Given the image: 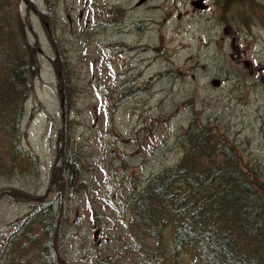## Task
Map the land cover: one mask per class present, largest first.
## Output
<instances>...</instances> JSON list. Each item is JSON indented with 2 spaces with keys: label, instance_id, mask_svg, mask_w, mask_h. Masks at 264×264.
<instances>
[{
  "label": "rangeland",
  "instance_id": "rangeland-1",
  "mask_svg": "<svg viewBox=\"0 0 264 264\" xmlns=\"http://www.w3.org/2000/svg\"><path fill=\"white\" fill-rule=\"evenodd\" d=\"M90 1L0 0V53L4 45L7 61L30 54L37 62L28 63L22 101L0 93L9 100L0 108V248L11 239L0 263L196 264L187 248L172 255L169 223L159 239L164 250L146 258L129 225L128 190L177 164V134L206 122L212 138L228 140L264 183V0H204L207 8L195 11L191 0H98L103 8L120 4L122 19L139 26L118 49L86 30L96 13L102 18ZM7 61L0 59V86L11 88L2 81ZM67 134L84 156V175L67 200L69 222L55 244L60 262L51 263L52 255L25 239L27 215L46 193ZM55 174L64 180L62 168Z\"/></svg>",
  "mask_w": 264,
  "mask_h": 264
},
{
  "label": "trees",
  "instance_id": "trees-1",
  "mask_svg": "<svg viewBox=\"0 0 264 264\" xmlns=\"http://www.w3.org/2000/svg\"><path fill=\"white\" fill-rule=\"evenodd\" d=\"M15 44L14 40H9V46ZM32 58L25 54L7 61L2 45L0 59L7 61L8 70L2 81L11 88L1 85L0 93L21 101L27 96L26 77L32 71L27 66H30L28 63L37 66ZM8 102V99L0 100V108ZM67 121L70 128L72 123ZM212 132L210 122L191 124L177 134V144L183 149L179 162L154 173L145 182L132 183L128 190L129 225L138 231L146 258L164 250L159 239L164 225L169 223L173 225L169 247L173 256L187 248L196 264H264V183L256 170L247 171L240 164L228 140H214ZM60 144L58 142L46 193L34 198L35 204L27 215L31 217L27 224L31 232L25 235L29 242L38 243L40 250L52 255L51 263L60 262L55 244L62 226L69 222L67 200L80 192L78 184L84 175L81 161L84 156H80L79 146L75 148L73 136L67 134L62 146ZM15 146L21 150L19 143ZM59 167L63 169L64 180L55 174ZM85 184L82 190L88 188L86 180ZM53 190L54 194L48 199L47 195ZM4 239L0 258L10 252V249L5 251V247L11 239ZM149 240L156 245H151ZM105 262L109 261L103 258L102 263ZM0 264L27 263L13 259L12 263Z\"/></svg>",
  "mask_w": 264,
  "mask_h": 264
},
{
  "label": "flooded vegetation",
  "instance_id": "flooded-vegetation-1",
  "mask_svg": "<svg viewBox=\"0 0 264 264\" xmlns=\"http://www.w3.org/2000/svg\"><path fill=\"white\" fill-rule=\"evenodd\" d=\"M140 0L137 1V5L138 4H142L143 2H146L148 0L143 1L142 3L139 2ZM192 1L191 0V5H192ZM203 3L205 2L204 0L202 1ZM85 3H88L87 1H85ZM97 2H95L94 0L90 1L91 5H95L98 8H101V12H102V18L100 15H98V13H96L97 16V21H95V23L93 25H91L89 28H87L86 30H91L93 32H96L98 30V35L100 34V38L99 40H102L104 42L108 41L110 43H114V47H116V49H118V44L122 43L124 41L125 38H127L128 36H136L137 33H139L140 30L139 26L133 25V24H127V23H132L131 20H123L122 19V14L119 12V7L120 4H117L115 2L111 3V6L108 8H103V7H99V5L97 4ZM205 4V3H204ZM205 9L207 8L208 5L205 4ZM194 11L195 9H199L197 7H194L192 5ZM203 9V10H205ZM200 10V9H199ZM99 11V10H98ZM67 15V20H68V25L69 27H72V17L70 16L69 13L66 14ZM94 15L93 14H88V23L90 20H93ZM131 25L133 27V31H127L125 28ZM144 25V24H142ZM148 25V24H147ZM85 28V27H84ZM149 29V28H147ZM156 51H158V48L156 49ZM118 53H114L113 56L110 57L109 62L112 61V58L117 56ZM126 84V80L123 82V85ZM129 84V83H128Z\"/></svg>",
  "mask_w": 264,
  "mask_h": 264
},
{
  "label": "water",
  "instance_id": "water-1",
  "mask_svg": "<svg viewBox=\"0 0 264 264\" xmlns=\"http://www.w3.org/2000/svg\"><path fill=\"white\" fill-rule=\"evenodd\" d=\"M143 1H145V0H140L139 2L142 3ZM202 1L203 0H194V1H192V5L194 7L199 8V9H204L206 6H205V4ZM211 84L214 87H218L220 85V79H218V78L212 79L211 80Z\"/></svg>",
  "mask_w": 264,
  "mask_h": 264
},
{
  "label": "bare ground",
  "instance_id": "bare-ground-1",
  "mask_svg": "<svg viewBox=\"0 0 264 264\" xmlns=\"http://www.w3.org/2000/svg\"><path fill=\"white\" fill-rule=\"evenodd\" d=\"M142 33V32H141ZM148 33V32H147ZM144 35V34H143ZM147 35V34H146ZM146 35H145V37H146ZM58 36V35H57ZM68 39V38H67ZM64 42V41H63ZM70 45V44H69ZM149 59H150V57H149ZM150 60H152V59H150ZM31 70H32V68H31ZM75 108V107H74ZM35 156H37V155H35ZM250 161V160H249ZM241 165H243V164H241ZM247 167V166H246ZM245 167V168H246ZM11 173V172H10ZM7 177V176H6ZM12 179V178H11ZM36 190V189H35ZM46 260V259H45Z\"/></svg>",
  "mask_w": 264,
  "mask_h": 264
}]
</instances>
